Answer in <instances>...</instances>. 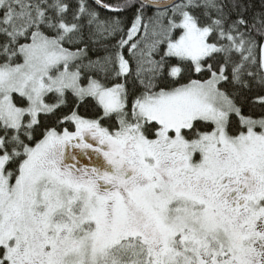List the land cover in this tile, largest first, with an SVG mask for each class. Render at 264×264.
Returning a JSON list of instances; mask_svg holds the SVG:
<instances>
[{
    "label": "snow or ice",
    "instance_id": "1",
    "mask_svg": "<svg viewBox=\"0 0 264 264\" xmlns=\"http://www.w3.org/2000/svg\"><path fill=\"white\" fill-rule=\"evenodd\" d=\"M0 264H264V0H0Z\"/></svg>",
    "mask_w": 264,
    "mask_h": 264
},
{
    "label": "trees",
    "instance_id": "2",
    "mask_svg": "<svg viewBox=\"0 0 264 264\" xmlns=\"http://www.w3.org/2000/svg\"><path fill=\"white\" fill-rule=\"evenodd\" d=\"M257 2H259V0H257ZM129 15H130V13H129Z\"/></svg>",
    "mask_w": 264,
    "mask_h": 264
}]
</instances>
